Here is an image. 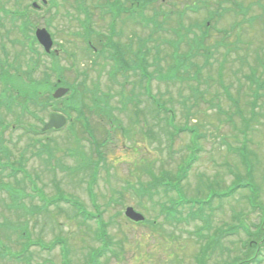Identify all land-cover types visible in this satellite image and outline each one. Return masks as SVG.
I'll return each mask as SVG.
<instances>
[{
	"label": "rangeland",
	"instance_id": "rangeland-1",
	"mask_svg": "<svg viewBox=\"0 0 264 264\" xmlns=\"http://www.w3.org/2000/svg\"><path fill=\"white\" fill-rule=\"evenodd\" d=\"M152 1L142 7L141 17L152 18V24H157L132 28L125 16L134 13L133 7L139 1L129 0L133 7H121L113 28L107 4L101 0H53L38 12L29 10L32 2L40 4L37 0H0L9 11L3 24L12 32L1 37L17 71L14 75L11 71L15 82L4 96L24 103L36 115L33 118L13 106L12 112L0 109L1 123L8 127L1 131L7 152H0V258L5 259H0V264H86V258L87 264H92L97 250L91 249L99 247L101 237L97 225L100 221L107 224L103 240L110 243L96 264H194L200 247L218 230V244L213 251L208 250L204 264H242L239 256L247 243L249 251L250 245L259 247L252 264H264V84L257 87L264 81V63L262 66L257 57L262 56L264 62V0H171L168 4ZM120 3L128 5L125 0ZM191 7L194 10H189ZM205 7L215 17L209 24L210 35L202 41L204 51L191 58L194 66L185 65L184 81L171 79L168 68L182 61L183 55L173 53L169 46L174 43L166 41H177L186 33L191 40L202 33V22L208 17L202 10ZM222 7L233 11L248 9V18H253L240 25L241 43L228 57L224 55L225 46H214L219 42H231L227 47L237 45L233 35L236 27H232L235 22H242V14L232 11L222 15ZM26 9L29 14L22 19ZM21 21L30 39L36 27L48 26L53 42L62 48L57 61L59 76L65 84L77 88L72 101H83L85 120L94 139L102 145L98 148L102 162L95 169L87 166L88 160L98 161L97 151L88 136L79 132L75 112L71 126L68 122L60 131L38 135L42 123L47 121L48 114L42 112L46 96L42 93L34 101L36 109L29 107L33 104L31 96L20 80L27 81L28 76L49 87L56 77L44 78V74H49V58L27 52L19 33L23 28ZM149 32L153 42L147 61L151 64L147 68L151 75L148 85L155 95L151 105L144 97L147 80L140 69L132 67L136 49L142 46L140 39L145 40ZM3 33L0 28V35ZM228 34L230 39L225 41L223 37ZM86 37L98 53L85 47ZM111 44L124 49L118 53L120 60L126 62L124 67L129 65V71L113 67L111 55L117 50ZM150 46L151 41L146 43V48ZM34 47L41 50L37 44ZM178 48L184 52L187 47L180 42ZM130 51L136 52L131 59ZM45 89L37 87L39 91ZM195 91L198 94L194 95ZM68 105L67 99L57 104L64 109ZM69 126L77 128V137L68 132ZM181 128L192 134H171ZM193 136L195 160L185 154L191 149ZM191 162L178 185L185 199L203 200L236 184L253 185L255 195L249 187L238 188L226 201L212 200L215 212L208 229L201 222L176 226L164 219L160 224L164 217L159 206L177 201L178 195L158 185L150 189L149 184L162 174L164 179L176 180L178 168L184 169ZM142 189L148 190L150 197ZM249 198H255L256 207ZM126 207L141 213L145 220L130 223L123 215ZM187 209L181 208L180 212L185 216ZM88 219L94 222L86 223ZM238 221L250 232L257 233L256 227H260L261 233L247 239ZM153 222L155 226L151 225ZM198 230L201 233L196 236Z\"/></svg>",
	"mask_w": 264,
	"mask_h": 264
},
{
	"label": "trees",
	"instance_id": "trees-1",
	"mask_svg": "<svg viewBox=\"0 0 264 264\" xmlns=\"http://www.w3.org/2000/svg\"><path fill=\"white\" fill-rule=\"evenodd\" d=\"M208 36V35H207ZM206 36V33L204 34V33H202L199 37H195V42H192V43H190L189 41H185V44L186 45H189V51H187V53L186 52H183L182 53V55H183V57L181 58L182 59V61H180V62H178V63H176V64H172L169 68H168V70H169V73H170V75L172 76L171 77V79H173V78H178V79H180L181 81H184V79H185V77H184V71H185V69H186V66H188V67H190V66H194V64L191 62V58H193V57H195V55H196V51H198V50H200V49H203V47H202V45H203V43H202V41H203V39L205 38V37H207ZM199 38V39H198ZM228 38V37H227ZM227 38H226V40H227ZM197 39V40H196ZM224 44H226V43H219V44H217V45H215L214 47H218V45H221V46H224ZM204 46V45H203ZM193 49H195L196 51H194ZM209 49V48H208ZM188 50V49H187ZM194 51V52H193ZM184 53H186V55L184 56ZM186 65V66H185ZM144 68V67H143ZM195 76V75H194ZM264 82V81H263ZM32 84V82L30 83V88H32L31 89V91L29 92V96H31V98H30V100H32V101H36L37 99H39V95H41V94H39L38 92H37V90H34V87L31 85ZM33 91H35V92H33ZM33 92V93H32ZM256 97H258V94L256 95ZM49 99V98H48ZM46 105V104H45ZM44 105V106H45ZM22 110L23 111H27L28 110V108L27 107H22ZM159 179H161V178H159ZM157 185H159L158 184V182H157ZM199 218V217H203V211H198V212H196V213H192V214H190V218L191 219H197V218ZM257 228V233H254V231L253 232H250L249 231V234H253V235H255V234H259V233H261V229H260V227H256ZM257 251H258V247L257 246H252L251 247V249H250V251H249V249H248V254H247V256L246 257H244L243 259H239V263H242V264H252V259L255 257V255L257 254ZM256 253V254H255ZM234 264V263H233Z\"/></svg>",
	"mask_w": 264,
	"mask_h": 264
},
{
	"label": "water",
	"instance_id": "water-1",
	"mask_svg": "<svg viewBox=\"0 0 264 264\" xmlns=\"http://www.w3.org/2000/svg\"><path fill=\"white\" fill-rule=\"evenodd\" d=\"M38 40L45 45V47L48 49L49 45H50V41H49V37L46 35V33L43 30H39L36 33ZM66 90H57L54 93V98H58L61 97ZM60 117L57 116H50V121L49 123L44 127V130L49 129V128H60L63 125V120L59 119ZM125 215L135 221H138L141 219V217L138 214L133 213L131 208H128L126 210Z\"/></svg>",
	"mask_w": 264,
	"mask_h": 264
},
{
	"label": "bare ground",
	"instance_id": "bare-ground-1",
	"mask_svg": "<svg viewBox=\"0 0 264 264\" xmlns=\"http://www.w3.org/2000/svg\"><path fill=\"white\" fill-rule=\"evenodd\" d=\"M0 13H1V11H0ZM86 13V12H85ZM12 32L11 31H9V32H6V33H3L2 34V36L4 35V37H6L7 35H9V34H11ZM3 38V37H2ZM74 122V120L72 121V123ZM75 123H76V121H75ZM74 126H75V124H74ZM76 130H77V128H76ZM11 175H9V177H10Z\"/></svg>",
	"mask_w": 264,
	"mask_h": 264
}]
</instances>
